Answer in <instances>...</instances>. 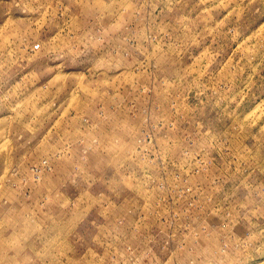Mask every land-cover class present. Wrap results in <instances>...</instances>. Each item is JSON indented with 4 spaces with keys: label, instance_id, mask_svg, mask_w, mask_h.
<instances>
[{
    "label": "rangeland",
    "instance_id": "1",
    "mask_svg": "<svg viewBox=\"0 0 264 264\" xmlns=\"http://www.w3.org/2000/svg\"><path fill=\"white\" fill-rule=\"evenodd\" d=\"M0 264H264V0H0Z\"/></svg>",
    "mask_w": 264,
    "mask_h": 264
}]
</instances>
